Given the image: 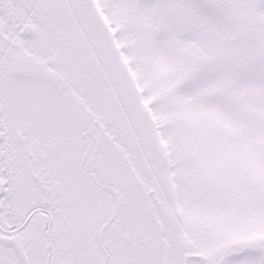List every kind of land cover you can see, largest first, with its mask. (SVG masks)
<instances>
[{
	"label": "snow or ice",
	"instance_id": "1",
	"mask_svg": "<svg viewBox=\"0 0 264 264\" xmlns=\"http://www.w3.org/2000/svg\"><path fill=\"white\" fill-rule=\"evenodd\" d=\"M0 264H264V0H0Z\"/></svg>",
	"mask_w": 264,
	"mask_h": 264
}]
</instances>
